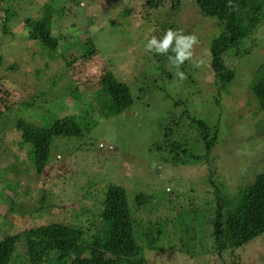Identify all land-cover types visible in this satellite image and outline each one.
<instances>
[{"label": "rangeland", "instance_id": "rangeland-1", "mask_svg": "<svg viewBox=\"0 0 264 264\" xmlns=\"http://www.w3.org/2000/svg\"><path fill=\"white\" fill-rule=\"evenodd\" d=\"M63 1L0 0V178L20 183L16 193L0 192V215L9 210V198L30 207L14 224L0 223V241L12 228L42 219L86 223L99 212L109 184L116 183L131 199L138 192L162 197L170 189L152 215L164 218L170 234H162L160 250H145L147 264H264V233L222 254L212 251L210 235L216 199L235 204V196L264 170V106L250 88L264 62V21L238 55L226 56L236 77L220 90L210 48L221 27L198 10L195 0H182L181 6L159 0L155 8L147 0H66L62 16L55 12L54 32L63 40L51 51L29 39L25 20L40 16L47 4L60 9ZM12 7V33L6 34L5 16ZM163 25L197 38L192 58L179 68L145 50L148 39L163 36ZM111 75L131 87L135 102L120 114L98 116L88 136L55 138L49 162L37 174L17 120L41 125L54 113L78 114L74 87L82 100L101 108L95 93ZM195 118L217 130L210 151ZM94 225L101 229L99 222ZM26 260L23 264L30 263ZM84 260L95 263L89 256Z\"/></svg>", "mask_w": 264, "mask_h": 264}, {"label": "trees", "instance_id": "trees-1", "mask_svg": "<svg viewBox=\"0 0 264 264\" xmlns=\"http://www.w3.org/2000/svg\"><path fill=\"white\" fill-rule=\"evenodd\" d=\"M65 1L59 2L63 7L58 10L47 4V9L42 10L40 16L26 18L29 39L51 51L60 47L63 36L54 32L58 26L55 12L62 16L63 9H66ZM147 3L155 8L161 2L147 0ZM177 3L180 5L182 0L180 3L177 0ZM195 4L203 15L216 18L217 25L221 27V34L215 36L211 43V66L220 90H226L236 77V71L227 66L226 56L238 55L244 40L264 21V0H195ZM14 16L12 7L5 16L6 34L12 33L9 22ZM162 28L166 30L167 26L163 25ZM168 29L173 30L174 25ZM169 54L174 55L171 49ZM154 56L159 61L165 58V61H169L166 55L155 53ZM250 88L264 106V62L258 66ZM72 90L73 96L77 97L76 104L81 106L78 114L58 117L54 113L41 125L22 118L17 120L16 127L22 133V142L31 146L32 164L37 174L44 172L55 138L88 136L99 123L101 117L98 116L107 118L120 114L135 102L131 87L113 75L103 78L101 87L95 93L97 102L101 101V108L97 109L93 101L82 100L76 87ZM57 92L60 93V90ZM194 122L210 151L218 136L215 126L203 119L195 118ZM99 146L106 147L104 143ZM108 148L112 150L114 146L110 148L109 145ZM19 188L20 183L16 180L13 182L12 179L0 178V192L3 194L9 189L16 193ZM169 191L165 189L166 194ZM104 193L99 212L89 217L86 223L42 219L31 227L12 228L0 241V264H23L24 256L29 264H41L44 261L46 264H87L84 260L86 256L93 258L94 264H147L145 250H160L162 234H170L164 218L154 220L152 216L166 194L163 193L161 197L157 192H138L131 199L127 189L116 183H110ZM165 197L168 201V196ZM235 199V204L223 196L216 199L217 208L210 220L212 251L215 253L222 254L228 249L241 247L264 233V170ZM7 201L9 210L0 215L1 225L14 224V218L23 213L29 214L30 207H23L24 203L11 198ZM43 206L39 207L44 209ZM141 210L145 212L143 217L139 215ZM84 212L89 213V210ZM96 222H99L101 229L98 226L93 228Z\"/></svg>", "mask_w": 264, "mask_h": 264}, {"label": "clouds", "instance_id": "clouds-1", "mask_svg": "<svg viewBox=\"0 0 264 264\" xmlns=\"http://www.w3.org/2000/svg\"><path fill=\"white\" fill-rule=\"evenodd\" d=\"M197 42V38L194 35H185L179 31L169 29L164 32L160 39H157L155 36L148 39L145 44V50L166 55L168 60L179 68L185 61L192 58L191 49ZM169 49H171V53H174V55L169 54ZM195 66L199 67V63ZM176 75L180 79L184 78L182 71H178ZM112 147L110 145V148Z\"/></svg>", "mask_w": 264, "mask_h": 264}]
</instances>
